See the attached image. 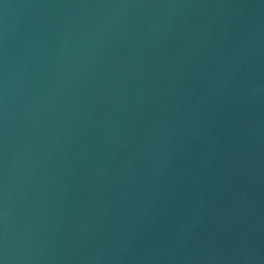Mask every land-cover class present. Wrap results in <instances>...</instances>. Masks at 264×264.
I'll return each mask as SVG.
<instances>
[{"label": "water", "instance_id": "1", "mask_svg": "<svg viewBox=\"0 0 264 264\" xmlns=\"http://www.w3.org/2000/svg\"><path fill=\"white\" fill-rule=\"evenodd\" d=\"M0 264H264V0H0Z\"/></svg>", "mask_w": 264, "mask_h": 264}]
</instances>
